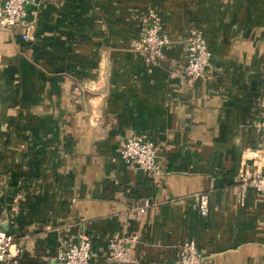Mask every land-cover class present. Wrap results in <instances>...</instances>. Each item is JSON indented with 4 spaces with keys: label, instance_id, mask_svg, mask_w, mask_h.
Returning a JSON list of instances; mask_svg holds the SVG:
<instances>
[{
    "label": "crops",
    "instance_id": "1",
    "mask_svg": "<svg viewBox=\"0 0 264 264\" xmlns=\"http://www.w3.org/2000/svg\"><path fill=\"white\" fill-rule=\"evenodd\" d=\"M33 39L0 26V228L22 251L11 264H56L82 233L88 264H172L193 240L200 264H264V0H34ZM157 14L169 43L148 61L129 44ZM210 51L183 70L189 28ZM151 140L160 175L119 155ZM253 153L258 156L254 158ZM207 194L200 214L193 194ZM147 199L140 213L130 206ZM127 241L133 262L108 259Z\"/></svg>",
    "mask_w": 264,
    "mask_h": 264
},
{
    "label": "built area",
    "instance_id": "2",
    "mask_svg": "<svg viewBox=\"0 0 264 264\" xmlns=\"http://www.w3.org/2000/svg\"><path fill=\"white\" fill-rule=\"evenodd\" d=\"M34 0H0V26L19 27L20 37L24 40L33 39L32 18L35 10L29 8ZM142 23L138 34L133 38L129 47L142 52L145 58L154 62L161 57L162 49L169 43V37L164 31L161 19L157 14H147L142 17ZM184 72L197 77L202 74L208 63L210 51L201 34L196 27L189 28L186 38ZM261 118L254 122V127L264 133V98L258 103ZM119 155L126 161L135 163L151 176L160 175V166L157 161L156 145L149 139L142 137L124 136L119 140ZM254 158H258L253 153ZM238 186L242 190L251 187L256 191L264 190V173L251 171L247 166L241 167L235 173ZM200 214L207 212V194L204 191L193 194ZM149 205L145 198L141 202L132 204L130 211L140 213ZM132 236L111 238L106 241L108 259L117 262H133L128 243ZM22 251V246L14 240V236L0 228V264L14 263L16 257ZM94 250L90 237L86 234H78L76 239L59 244L55 253L56 264H88L93 256ZM202 254L193 240L183 241L179 245L177 258L172 264H200Z\"/></svg>",
    "mask_w": 264,
    "mask_h": 264
}]
</instances>
